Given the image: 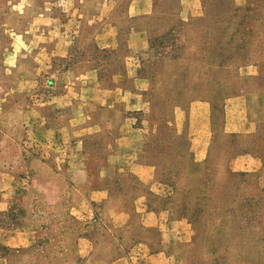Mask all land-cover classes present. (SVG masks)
<instances>
[{"label":"rangeland","instance_id":"374dc122","mask_svg":"<svg viewBox=\"0 0 264 264\" xmlns=\"http://www.w3.org/2000/svg\"><path fill=\"white\" fill-rule=\"evenodd\" d=\"M130 2L0 0V264H144L158 251L163 264H264V171L229 164L264 165V0H136L149 13L134 18ZM114 23L147 29L136 70L151 83L147 106L126 109L130 143L112 149L119 132L89 128L97 117L58 95L91 108L66 66L89 56L107 78L119 52L93 44ZM205 123L213 143L194 166Z\"/></svg>","mask_w":264,"mask_h":264},{"label":"crops","instance_id":"0c3cea01","mask_svg":"<svg viewBox=\"0 0 264 264\" xmlns=\"http://www.w3.org/2000/svg\"><path fill=\"white\" fill-rule=\"evenodd\" d=\"M147 13H149V9L146 6L139 5L136 0H131L127 12L129 18ZM52 33L50 29H45V31H43L44 37H48V39H51ZM45 45L49 48L50 44ZM93 45L95 48L96 46L100 49L109 47L118 51V58L120 60L110 64L114 68L109 69L107 78L103 77L100 72L101 65L99 63L95 64V61H93L92 57L89 58V56L81 57L79 61L71 64L69 68H72V71L66 66V76L70 73L69 75L72 77L71 84L78 85L83 83L84 86L80 85V88L85 91L90 90L86 98L89 99L87 102L91 104L87 106H91V108L83 107L78 103H68L66 100H71L73 98L72 94H70L71 91L59 93L58 98L64 101L63 106L64 104L70 105L67 107L68 109H72L73 114L82 113L86 116L97 117V122L91 124L89 128L107 132H119V137L113 139L110 143L111 148L114 149L122 143L129 144L131 141L132 133L130 132L134 130V127L132 123L130 124L127 118H125L126 109L141 110L145 108L148 103L146 98L151 80L147 75L139 71L137 72L136 67L138 64L136 57L147 50L149 45V33L147 29L133 27L123 35L121 26L115 24V29L112 33L107 32L105 28L101 30L96 36V44ZM62 49L63 47L61 45L60 52H62ZM82 67L85 68V70H82ZM238 101H240V98L231 100L233 103ZM79 107H83V109ZM68 109L64 110L63 113H66ZM96 127H98V129ZM64 128L66 132L64 136L67 135L70 137V141L82 142L79 138V129L77 127ZM212 134L211 128L208 127L206 123L203 124V128H199L195 131L191 139V148L194 154L192 164L194 166L204 165L206 163L209 146L211 147L213 143ZM112 149L111 151L109 150L107 156L101 160L102 163H116L115 159L112 158L116 156V151L112 152ZM229 164L233 171H264L262 159L249 153H243L232 157ZM163 253V251L150 252L146 259H144V264H163L165 258ZM115 263L127 264L128 257H123Z\"/></svg>","mask_w":264,"mask_h":264}]
</instances>
